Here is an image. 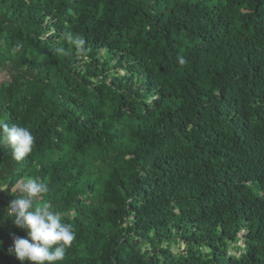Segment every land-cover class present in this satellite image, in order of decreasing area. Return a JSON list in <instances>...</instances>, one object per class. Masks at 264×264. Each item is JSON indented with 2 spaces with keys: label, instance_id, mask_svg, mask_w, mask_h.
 Returning a JSON list of instances; mask_svg holds the SVG:
<instances>
[{
  "label": "trees",
  "instance_id": "trees-1",
  "mask_svg": "<svg viewBox=\"0 0 264 264\" xmlns=\"http://www.w3.org/2000/svg\"><path fill=\"white\" fill-rule=\"evenodd\" d=\"M0 73L35 137L0 147V264L26 175L73 226L57 264H264V0H0Z\"/></svg>",
  "mask_w": 264,
  "mask_h": 264
},
{
  "label": "clouds",
  "instance_id": "clouds-1",
  "mask_svg": "<svg viewBox=\"0 0 264 264\" xmlns=\"http://www.w3.org/2000/svg\"><path fill=\"white\" fill-rule=\"evenodd\" d=\"M61 39L79 53L87 51L85 40L70 30ZM54 52L69 54L63 44L55 47ZM34 143L35 137L28 127L0 120V147H10L14 160L21 161L32 153ZM0 191L5 189L0 188ZM48 191L45 182L26 175L17 181L18 194L7 208V217L27 233L26 237L13 234V246L9 249V253L14 254L21 264H57L65 259L67 249L75 239L73 226L64 222V214L53 210L49 203L41 202V197Z\"/></svg>",
  "mask_w": 264,
  "mask_h": 264
},
{
  "label": "rangeland",
  "instance_id": "rangeland-1",
  "mask_svg": "<svg viewBox=\"0 0 264 264\" xmlns=\"http://www.w3.org/2000/svg\"><path fill=\"white\" fill-rule=\"evenodd\" d=\"M4 80V75L0 73V83ZM185 249V246L183 244L175 245L174 249L175 251H183Z\"/></svg>",
  "mask_w": 264,
  "mask_h": 264
},
{
  "label": "bare ground",
  "instance_id": "bare-ground-1",
  "mask_svg": "<svg viewBox=\"0 0 264 264\" xmlns=\"http://www.w3.org/2000/svg\"><path fill=\"white\" fill-rule=\"evenodd\" d=\"M242 2V1H241ZM80 9V8H79ZM136 9V8H135ZM81 10V9H80ZM127 10V9H126ZM79 12V11H78ZM131 14V13H130ZM175 49V48H174ZM170 53V52H169ZM188 55V54H187ZM183 71V70H182ZM259 73V72H258ZM191 80V79H190ZM217 82V81H216ZM201 130V129H200ZM207 137V136H206ZM219 138V137H218ZM181 141V140H180ZM180 150V149H179ZM171 152V151H170ZM208 165V164H207ZM225 167V166H224ZM252 200V199H251Z\"/></svg>",
  "mask_w": 264,
  "mask_h": 264
}]
</instances>
